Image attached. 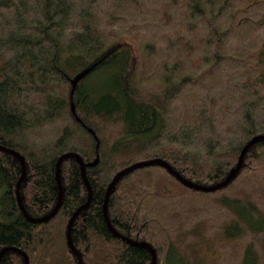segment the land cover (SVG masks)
I'll return each mask as SVG.
<instances>
[{
  "label": "trees",
  "instance_id": "obj_1",
  "mask_svg": "<svg viewBox=\"0 0 264 264\" xmlns=\"http://www.w3.org/2000/svg\"><path fill=\"white\" fill-rule=\"evenodd\" d=\"M258 135L264 0H0V264H78L65 153L82 264H264V138L103 214Z\"/></svg>",
  "mask_w": 264,
  "mask_h": 264
},
{
  "label": "water",
  "instance_id": "obj_2",
  "mask_svg": "<svg viewBox=\"0 0 264 264\" xmlns=\"http://www.w3.org/2000/svg\"><path fill=\"white\" fill-rule=\"evenodd\" d=\"M260 138H264V135H258V136H255L253 137L252 139H250L248 141V143L243 147V149L241 150L239 156H238V160H237V164L235 166V168L230 172V174L221 182L217 183V184H214V185H198V184H195L187 179H185L184 177H182L178 172L174 171L165 161L161 160V159H158V158H155V159H151V160H147V161H141V162H137V163H134L132 165H129L127 166L126 168L122 169L121 171H119L114 177L113 179L110 181L108 187H107V190H106V193H105V197H104V203H103V214H104V218H105V221L109 227V229L117 236H119V234L114 230V228L110 225L109 223V220H108V216H107V209H106V206H107V199H108V196H109V193H110V190H111V187L113 186V184L116 182V180L121 176L123 175L125 172L129 171V170H132L136 167H139V166H143V165H148V164H160V165H163L165 166L168 171L170 173H173L180 181L184 182L185 184L189 185V186H192L194 188H197V189H202V190H207V191H210V190H214V189H217L219 187H222L223 185H225L231 178L232 176L238 171L240 165H241V162H242V159H243V156L248 148V146H250L254 141L260 139ZM16 156L17 154L15 152H13ZM75 156L79 162H80V165H81V171H82V175H83V178H84V181L87 185V188H88V198H87V201L80 205L75 211L74 213L72 214L70 220H69V223H68V228H67V236H68V242L72 248V250L74 251V253L77 255V259H78V264H82V261H81V256L80 254L77 252V250L74 248V246L72 245L71 243V237H70V228H71V224H72V221L74 219V217L83 209L85 208L89 203H90V200H91V188L89 186V183L87 182V180L85 179V175H84V165L81 161V159L79 158L78 155L76 154H73V153H65L63 155H61L58 160H57V163H56V175H57V182H58V191H59V196H58V201L55 205V207L52 209V211L50 213H48L47 215L43 216V217H39V218H31L27 215V213H25V215L31 220V221H34V222H39V221H42L44 219H47V218H50L58 209L59 205H60V201H61V196H62V189H61V185H60V176H59V166H60V162L62 160V158L66 157V156ZM19 157V156H18ZM20 161H21V164H22V173H21V176L19 178V180L17 181L16 183V188H15V191H16V196H17V201H18V204H19V207L23 210V206L21 204V199H20V196H19V192H18V189H19V184L20 182L22 181V179L24 178V174H25V166H24V162L21 158H19ZM24 211V210H23ZM134 243H137V242H134ZM137 244H140L142 245L143 247L147 248L151 255H152V262L151 264H155V254H154V250L152 247H150L147 243H137ZM7 248H3L1 251H0V257L2 255V253L6 250ZM19 252L22 254V256L24 257V264H27L28 263V257L27 255L23 252V251H20Z\"/></svg>",
  "mask_w": 264,
  "mask_h": 264
},
{
  "label": "rangeland",
  "instance_id": "obj_3",
  "mask_svg": "<svg viewBox=\"0 0 264 264\" xmlns=\"http://www.w3.org/2000/svg\"><path fill=\"white\" fill-rule=\"evenodd\" d=\"M103 79H104V76L103 77H98L95 82L92 81L93 82L92 84L96 86V85H98V82H100ZM177 264H182V262L178 261Z\"/></svg>",
  "mask_w": 264,
  "mask_h": 264
}]
</instances>
